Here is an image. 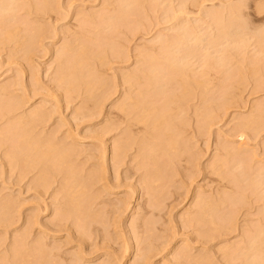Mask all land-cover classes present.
I'll use <instances>...</instances> for the list:
<instances>
[{
	"label": "rangeland",
	"instance_id": "1",
	"mask_svg": "<svg viewBox=\"0 0 264 264\" xmlns=\"http://www.w3.org/2000/svg\"><path fill=\"white\" fill-rule=\"evenodd\" d=\"M38 238L264 264V0H0V264Z\"/></svg>",
	"mask_w": 264,
	"mask_h": 264
},
{
	"label": "bare ground",
	"instance_id": "2",
	"mask_svg": "<svg viewBox=\"0 0 264 264\" xmlns=\"http://www.w3.org/2000/svg\"><path fill=\"white\" fill-rule=\"evenodd\" d=\"M240 3H241V2H240ZM242 3H243V2H242ZM233 5H236V3H235V4H232V6H231V5H230V6H231V7H234ZM239 6H240V4H239ZM231 7H230V8H231ZM239 8H240V7H238V10H239ZM224 9H225V8H224ZM232 9H233V8H232ZM234 9H236V8L234 7ZM227 10H228V9H227ZM218 12H219V11H218ZM175 14L177 15V13H175ZM186 14H187V13H186ZM218 14H219V13H218ZM182 15H183V14H182ZM187 16H189V15H187ZM188 18H189V17H188ZM186 21H187V20H186ZM36 223H37V222H36ZM37 224H38V223H37ZM54 225H55V224H54ZM54 225H53V227H54L53 230L56 231V229L59 228V227H58L59 224H57L58 226L56 225L57 227H55ZM60 225H62V224H60ZM34 227H35V225H34ZM40 227H41V226H40ZM62 227H63V225H62ZM62 227H61V228H62ZM228 227H229V226H228ZM228 227H227V228H228ZM225 228H226V227H225ZM225 228H223V229H225ZM228 229H229V228H228ZM32 230H33V228H32ZM99 231H100V230H99ZM76 237H77V236H76ZM46 238H47V237H46ZM75 239H76V238H75ZM80 239H81V238H80ZM35 240H36V239H35ZM40 240H42L41 243H39V238H38V240H36V241H37L36 243H37V244L39 243V245H42V243H43V239H40ZM45 240H47V239H45ZM84 241H85V240H84ZM49 242H50V241H49ZM52 242H53V241H52ZM85 242H86V241H85ZM46 243H47V242H46ZM50 243H51V242H50ZM79 243H81V242H79ZM82 243H83V242H82ZM34 244H35V243H34ZM43 244H45V243H43ZM47 244H48V245H47ZM47 244H46V247H47V246H51V245H49V243H47ZM39 245H38V246H39ZM55 245H56V246H55ZM32 246H34V245H32ZM32 246H31V247H32ZM42 246H44V245H42ZM51 247L56 248V249L51 248L52 250L54 249L56 252H57V250L60 249L59 247H58V249H57V244H56V243H55L53 246H51ZM43 248L46 250L45 246H44ZM44 249H42V247L37 248V249H36V255H35V253H34L35 251H34V252L32 251V253H34V255H35V257H34L35 259L32 257L33 259L31 258L32 262H31L30 264H32V263H33V264H46V263H47V264H48V263L52 264L51 261H49V260L52 259V257H53V256H52V253H53V254H57L58 252H60V251H58L57 253H55V251L53 250V251H54V252H53V251L50 249V247L47 248L48 251H47V250L45 251ZM34 255H33V256H34ZM30 256H31V255H30ZM51 256H52V257H51ZM57 256H59V255L57 254ZM57 256H56V257H57ZM62 256H63V254H62ZM50 257H51V258H50ZM56 257L54 256L55 259H56ZM149 258H150V257H149ZM55 259H54V260H55ZM33 260H34V261H33ZM56 261H57V259H56ZM117 261H118V260H117ZM57 262H58V261H57ZM79 262H80V260H79ZM119 262H120V261H118V264H119ZM262 262H264V258L262 259ZM55 263H56V262H55ZM53 264H54V262H53ZM102 264H105V263H102ZM115 264H117V262H116ZM259 264H262V263H259Z\"/></svg>",
	"mask_w": 264,
	"mask_h": 264
}]
</instances>
